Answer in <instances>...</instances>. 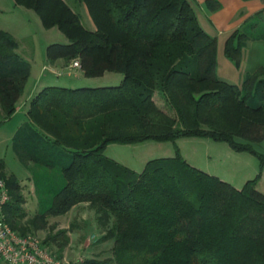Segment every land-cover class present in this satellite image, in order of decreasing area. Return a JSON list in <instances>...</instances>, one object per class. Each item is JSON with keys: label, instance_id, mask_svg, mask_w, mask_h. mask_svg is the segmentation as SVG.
Instances as JSON below:
<instances>
[{"label": "trees", "instance_id": "obj_1", "mask_svg": "<svg viewBox=\"0 0 264 264\" xmlns=\"http://www.w3.org/2000/svg\"><path fill=\"white\" fill-rule=\"evenodd\" d=\"M13 1L34 11L44 29L56 27L66 37L46 45L47 60L76 59L86 77H123L112 86L48 85L30 100L29 121L15 132L11 149L21 164L58 167L63 181L48 186L23 227L19 179L5 178L0 158L12 228L28 233L30 225L38 228L87 202L105 228L100 241L113 243L111 257L81 264H264V192L255 187L260 171L238 188L191 165L176 145L173 156L150 159L141 171L104 154L111 143L206 137L251 153L261 169L264 153L252 144L264 139V66L240 86L222 81L216 39L201 28L189 0ZM80 4L95 29L83 24ZM248 28L225 41L224 53L235 62L252 37ZM17 48L15 37L0 30V124L13 115L30 75L31 64ZM155 91L165 108L154 101ZM67 231L50 238L59 258Z\"/></svg>", "mask_w": 264, "mask_h": 264}, {"label": "rangeland", "instance_id": "obj_2", "mask_svg": "<svg viewBox=\"0 0 264 264\" xmlns=\"http://www.w3.org/2000/svg\"><path fill=\"white\" fill-rule=\"evenodd\" d=\"M0 30L8 31L15 38L22 40L26 39L27 36H31L35 42L36 49L34 59L30 63V75L22 99L27 96L31 87L40 77L45 79V82L50 81V83H55L54 85L67 87H69V85L72 87L112 86L119 84L121 80L122 74L118 72H107L105 76L102 77L82 76L77 80L74 76H67V72L69 71L71 75L77 72L76 69L69 68H65L63 72L57 76L48 67L45 55L46 34L36 14L31 11L26 12V10H21L20 8L13 9L10 0H0ZM72 62L73 60H70V67H72ZM45 69L46 73H44ZM163 108H165V106H163ZM168 113L174 115L169 110ZM6 137L7 129L0 128V156L5 159L8 166L12 169L15 160L11 158L9 146L6 147V144L2 143ZM175 144L180 152L184 154L187 162L205 172H211L210 174L223 178L222 180L233 186H243L247 180L254 178L260 171V178L255 187L257 190L264 192V165L260 169L259 160L251 153L247 151H235L225 141H214L206 137H186L177 139ZM175 144L170 141L158 142L151 140L134 145L111 143L104 154L120 162H127L129 164L136 162L134 166H137L136 168H141L138 164L144 159L150 160L157 157L173 156L175 153ZM252 145L255 149L264 153V139ZM139 161L140 163H138ZM4 174L6 179L10 177L9 168L4 171ZM25 177L26 174H24V178L21 176V179H19L21 194L25 200L22 204L26 212V216L21 222V226L23 227L29 225V221L32 220L37 212V203L34 196L35 189H33L31 178ZM0 178L5 181V178L1 175ZM44 184L45 183L39 182L37 185L38 189L36 192L38 191V197H41L40 191L45 189ZM42 186H44L43 189L41 188ZM83 207L85 208L83 213L84 218H82L80 211L74 209L61 216L47 217L45 224L39 223L38 228H34L30 225L27 232L33 233L42 241L45 240L49 250L56 254L57 246L50 238L60 229L68 230L66 235L69 237V242L62 254V258L66 261L82 262L86 258L105 259L111 257L113 242L112 240L100 241V237L104 234L105 228L101 227L97 222L94 207L90 204H86Z\"/></svg>", "mask_w": 264, "mask_h": 264}, {"label": "crops", "instance_id": "obj_3", "mask_svg": "<svg viewBox=\"0 0 264 264\" xmlns=\"http://www.w3.org/2000/svg\"><path fill=\"white\" fill-rule=\"evenodd\" d=\"M189 1L201 28L207 34L215 37L216 39L217 64H216L215 72L216 75L222 81H225L226 83L229 84H235L237 86H240L247 73H253L259 67L264 66V0H189ZM207 1H211L212 4H216V6L214 8H209V6H207ZM10 2H11V7H13V9L20 8L21 10H26V12L29 11L34 12L23 6H15L13 0H10ZM79 12L81 15V20L85 25V27H87L90 30L95 29L94 23L88 13V9L85 6V4H80ZM34 14L36 13L34 12ZM258 14L261 15L260 18L257 16ZM37 18L41 25L38 16ZM244 25H249L248 32L252 37L246 41L245 46L242 48L239 61L235 62L233 59L225 55L224 45L228 36L233 31L242 28ZM44 30L46 34L45 45L51 43L52 41L67 42V39L64 36V34L61 31H59L56 27L50 29H44ZM15 39L18 41L17 51L21 53L31 63L32 60L34 59V54L36 49L33 38L31 36H27V38L24 40L17 38ZM47 64L48 67L52 70V72L55 73L57 76H59L65 68L77 70V72H75L74 75H71L70 71L67 72L68 77L74 76V78H77V80H79L80 77L84 76L79 68L70 67L69 65L70 61H65L62 58L57 59L55 61L47 60ZM44 73H46V69ZM105 73L102 76H105ZM122 77L120 78L121 80ZM44 80L45 79L40 77L39 80L36 83H34V85L31 87L27 96L24 99H22L23 92L25 89L24 87L22 94L15 103V111L13 115L7 121L0 124V128L7 129V137L3 140L2 143H5L6 147L9 146L11 151V158L15 160V163L14 165L12 164L13 167L11 169L6 163L5 159L2 156H0V158H3L5 161V165H6L5 170L9 168L10 174H14L18 179H21V176H23L24 178V174H26V177L31 178L33 189H35L34 196L36 198L37 205L40 199L48 196L47 193H44L48 191V186L54 184L56 185L62 184L63 179H62L61 171L58 167L49 168L38 165L32 161H28L24 164H21L11 149V142L17 129L21 125L29 121L27 116V111L29 109L30 100L36 95L37 92H39L45 86L55 84V83L53 84V82L50 83V81L45 82ZM69 87L72 86L69 85ZM153 99L159 107L163 108V106L165 105V101L160 93L155 91ZM109 145L111 144H108L105 150L108 148ZM121 145H131V144H121ZM181 154L185 158L184 154L183 153ZM106 156L110 158V156L108 155ZM114 160L135 171H141L145 163L148 161L145 159L141 161V163L139 161L138 163L140 164L138 165L141 168H136L137 166L136 167L134 166L136 162H132V164H129L127 162L126 163L120 162L117 159ZM39 182L45 183L44 184L45 187L44 186L41 187L42 189L43 187L45 188L40 191L41 197H38L37 196L38 191L36 192V190L38 189L37 185ZM235 187L239 188V186H235ZM86 204L89 203L81 202L79 204H76L68 212L76 209L80 211V213L82 214L81 215L82 218H84L83 213L85 211V208L83 206Z\"/></svg>", "mask_w": 264, "mask_h": 264}, {"label": "built area", "instance_id": "obj_4", "mask_svg": "<svg viewBox=\"0 0 264 264\" xmlns=\"http://www.w3.org/2000/svg\"><path fill=\"white\" fill-rule=\"evenodd\" d=\"M79 66V61L73 60L72 67ZM8 200L5 181L0 178V264H81L59 258L33 233H21L12 228L4 213Z\"/></svg>", "mask_w": 264, "mask_h": 264}]
</instances>
